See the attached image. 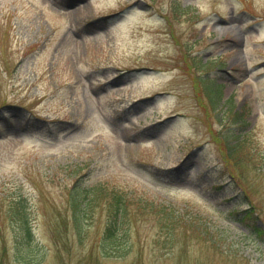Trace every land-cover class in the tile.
Here are the masks:
<instances>
[{
	"label": "rangeland",
	"instance_id": "374dc122",
	"mask_svg": "<svg viewBox=\"0 0 264 264\" xmlns=\"http://www.w3.org/2000/svg\"><path fill=\"white\" fill-rule=\"evenodd\" d=\"M230 106L250 123L236 161ZM77 183L106 188L81 233ZM112 188L132 201L123 256L100 250ZM0 264H264V0H0Z\"/></svg>",
	"mask_w": 264,
	"mask_h": 264
},
{
	"label": "trees",
	"instance_id": "16d2710c",
	"mask_svg": "<svg viewBox=\"0 0 264 264\" xmlns=\"http://www.w3.org/2000/svg\"><path fill=\"white\" fill-rule=\"evenodd\" d=\"M180 9L181 6L174 7L177 14L183 13ZM182 10L186 11L184 8H182ZM215 84L217 88L212 96L214 106L218 104L220 97H222L223 94L222 90H220V85H218L217 82H215ZM231 101L232 98H228L226 103H231ZM229 109L233 114H238L234 119H236L238 127H241L242 129L241 131L238 130L239 132L236 130L224 134L227 140L226 147L228 148V154L232 158V161L233 159L236 161L242 158L240 155L242 152L241 150L245 147V144L249 142V132L245 130V125L248 124L247 126H249L250 123L245 120V115L247 113L245 114L243 111L240 112L239 110L234 109V107L232 108V106H230ZM230 135H232L233 138H228ZM105 189L106 188H104L103 184H98L94 188H86L82 187L80 183H77L73 187V190L71 191L73 194L71 202L73 211L72 221L75 225L74 227L77 228L79 233L85 228V220L89 219L90 215L93 214L92 208L98 200L97 196L105 191ZM106 192L109 193L111 200L109 203L107 224L103 229L101 236L100 250L106 256H123L124 253L121 251L125 249L127 245V237L129 234V231L125 228V219L126 213L130 210V203L132 201L124 190L112 188L106 190ZM138 202L141 204L140 200ZM144 202L149 204L146 201ZM159 205L160 206L157 208L162 213L163 217H165L166 221H169V219L171 220L170 222L176 223H178L176 220L183 219V221H188L189 218L185 217L184 214L177 210V207L173 206L171 203ZM29 211L30 209L27 198L23 195L17 194L10 205L9 214L16 228V235L18 234L17 238L22 239V241L17 240L18 245H16L14 252L17 254V258L20 261L26 263L36 261V254L32 253V248H34L33 246L35 245V235ZM189 217L192 218L193 215H190ZM191 221H193V219H190V222ZM193 225L195 228L200 229V235L207 233V227H205V224H197L194 221ZM170 239H173V237H170Z\"/></svg>",
	"mask_w": 264,
	"mask_h": 264
}]
</instances>
